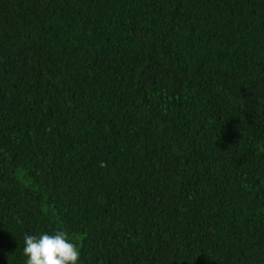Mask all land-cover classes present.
Listing matches in <instances>:
<instances>
[{"label":"trees","instance_id":"1","mask_svg":"<svg viewBox=\"0 0 264 264\" xmlns=\"http://www.w3.org/2000/svg\"><path fill=\"white\" fill-rule=\"evenodd\" d=\"M264 264V0H0V264Z\"/></svg>","mask_w":264,"mask_h":264},{"label":"clouds","instance_id":"2","mask_svg":"<svg viewBox=\"0 0 264 264\" xmlns=\"http://www.w3.org/2000/svg\"><path fill=\"white\" fill-rule=\"evenodd\" d=\"M25 264H78L81 250L74 238L62 230L25 234Z\"/></svg>","mask_w":264,"mask_h":264}]
</instances>
